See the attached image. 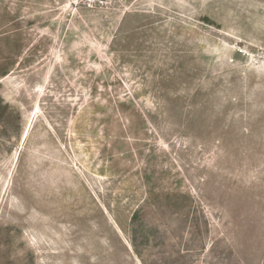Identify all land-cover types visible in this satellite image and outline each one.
<instances>
[{
  "label": "rangeland",
  "instance_id": "1",
  "mask_svg": "<svg viewBox=\"0 0 264 264\" xmlns=\"http://www.w3.org/2000/svg\"><path fill=\"white\" fill-rule=\"evenodd\" d=\"M0 264H264V0H0Z\"/></svg>",
  "mask_w": 264,
  "mask_h": 264
},
{
  "label": "bare ground",
  "instance_id": "2",
  "mask_svg": "<svg viewBox=\"0 0 264 264\" xmlns=\"http://www.w3.org/2000/svg\"><path fill=\"white\" fill-rule=\"evenodd\" d=\"M25 133V131L23 132V136L25 135V137H27L28 136V133L26 132V134H24Z\"/></svg>",
  "mask_w": 264,
  "mask_h": 264
}]
</instances>
